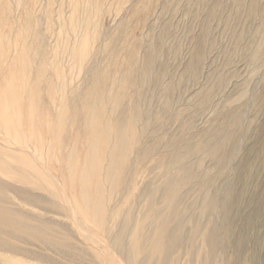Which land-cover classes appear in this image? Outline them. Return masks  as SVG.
<instances>
[{
    "label": "rangeland",
    "instance_id": "374dc122",
    "mask_svg": "<svg viewBox=\"0 0 264 264\" xmlns=\"http://www.w3.org/2000/svg\"><path fill=\"white\" fill-rule=\"evenodd\" d=\"M262 15L264 0H0V110L11 116L20 107L22 129L6 132L0 122V204L28 212L56 243L0 232L19 252L0 249V264H264ZM84 40L77 64L68 50ZM147 49L154 64L141 88L135 80ZM128 66L126 118L140 109L149 115L126 126L136 145L118 183L109 186L105 163L99 166L106 209L99 219L82 206L79 177L91 142L105 140L75 118L84 96L73 98L72 90L88 93L94 77L116 90ZM104 111L114 138L117 113ZM11 154L26 168L34 163L46 183L30 171L34 179L21 180L8 165ZM17 188L42 200L26 204Z\"/></svg>",
    "mask_w": 264,
    "mask_h": 264
},
{
    "label": "bare ground",
    "instance_id": "6f19581e",
    "mask_svg": "<svg viewBox=\"0 0 264 264\" xmlns=\"http://www.w3.org/2000/svg\"><path fill=\"white\" fill-rule=\"evenodd\" d=\"M257 4V0H252V5L256 6ZM258 35H259V39L260 43L258 44L259 46H262V44H264V15H262L261 17V22L258 26ZM201 40V39H200ZM198 40L197 45H196V49H195V54H194V60L196 62L201 61V59L203 58V52H202V47H201V41ZM88 41L84 40L82 41L78 47L76 48H71L69 51V54L71 56H73L74 61L78 64L79 61L83 58V55L86 54L87 50H88ZM260 47H257L256 50L253 53V56L256 59H260ZM23 55V53H21ZM24 56V55H23ZM260 57V58H259ZM19 60V59H17ZM25 60V59H24ZM14 61V60H13ZM73 61V62H74ZM52 63V62H51ZM154 64V60L152 57V53L151 51H148V49L145 51L144 55H143V61H142V66L140 69V78H138V80L136 83H139L140 87L142 88L148 81L150 78V70L153 67ZM27 72V71H26ZM25 72V74H26ZM133 72V68L131 66H128L126 68V70H123L120 74V79H118L117 89L116 90H111L108 88H105L106 85V80L104 81H99V80H95V77L91 79V83H93L92 86H90L88 88V93H83V90L81 88H75L72 90V94L73 98L75 96H80L83 95L84 97L81 98L80 100V106L77 107L76 112L74 113L75 118L76 119H81V123L83 122V130L86 133L89 134H95V137L97 139L99 138H103L105 141H102L100 143L98 142H91L92 147L89 150V152H87L84 156V160L86 164V169L84 168L82 170L81 175L79 177V181H80V189L83 191V193L85 194L84 199L82 201V206L83 208L86 210V212L91 215V216H96V217H100L103 219L105 213H106V209L104 206V197H102V190H101V186H100V179H98L99 177V166L100 164L102 165V163H105V179H107L110 183L109 186H111L112 183L117 184L118 183V179L120 178L119 175L120 173L123 171L124 167L126 168V163H127V155H128V151L130 149V147L133 145L132 142V134L126 129V126L128 123H130V121L132 123H136L135 120H137L140 116L142 117H147V115H149V112H145L143 113V109H140L137 114H134L132 116H130V121L127 120L126 115H127V108L123 106V99L122 96L125 93V90L127 88H130L132 81H131V75ZM197 68H195V74L197 73ZM24 74V76H25ZM162 74V72L160 71L158 76H160ZM23 76V78H24ZM11 81V80H10ZM17 81V80H15ZM23 81V79H22ZM12 83V82H11ZM114 84V83H113ZM116 86V84H115ZM114 86V87H115ZM51 87V86H50ZM110 87V86H109ZM105 88V92L103 91V89ZM112 88V86L110 87ZM51 91V90H50ZM85 91V90H84ZM61 92V91H60ZM127 93V92H126ZM61 95V94H60ZM64 95V94H63ZM62 96V95H61ZM126 96V95H125ZM60 97V96H59ZM72 97V96H71ZM61 98V97H60ZM136 98L139 99L138 94L136 95ZM206 99V98H205ZM204 99V100H205ZM72 102V101H71ZM18 103V101H17ZM73 103V102H72ZM125 104V103H124ZM74 105V104H73ZM127 105V104H126ZM167 106H169V101L167 100ZM166 105H163V107L165 108V110L168 108ZM72 106V105H71ZM110 108L112 110H114V112L116 111V119L114 122V126L116 128V135L114 138H112V132L111 129L108 125H105V109L106 108ZM137 107V106H136ZM162 107V108H163ZM62 108V107H61ZM73 108V107H72ZM141 108V107H140ZM135 109V108H134ZM0 122L3 123V128L5 129L6 132L9 131H15L17 133H19L22 129H21V124L18 122V116L21 113V109L20 107L13 110V112L10 114L6 113V109L4 108V106L2 105L1 110H0ZM6 111V112H4ZM62 111V110H60ZM111 113H113L111 111ZM11 117H9V116ZM64 115V114H63ZM112 115V114H111ZM63 117V116H62ZM10 118V119H9ZM15 118V119H14ZM29 119V118H28ZM62 120V119H61ZM75 120V119H74ZM49 121V120H48ZM59 122V121H58ZM69 122V121H68ZM67 123V122H66ZM182 123V122H181ZM135 125V124H134ZM62 126V125H61ZM75 126V125H74ZM82 126V124H81ZM135 127V126H134ZM81 129V128H80ZM110 129V130H109ZM79 130V129H78ZM66 132V131H65ZM71 134V132H70ZM80 134V132H79ZM78 134V136H79ZM71 136V135H70ZM82 136V134H80V137ZM86 136V135H85ZM110 136H111V144L110 145ZM31 137V136H30ZM37 137V136H36ZM72 137V136H71ZM84 137V136H83ZM87 137V136H86ZM33 137H31L32 139ZM39 138V137H38ZM43 139V138H42ZM78 139V137H77ZM80 139V138H79ZM79 139L77 141H79ZM83 139V138H82ZM74 140V139H73ZM70 142V141H69ZM72 142V141H71ZM88 142V140H87ZM176 140L172 139L169 141V143L173 146L175 144ZM78 143V142H77ZM76 144V143H75ZM136 145V141L135 144ZM133 145V146H134ZM169 145V144H168ZM177 145V144H176ZM206 145V144H205ZM152 146V145H151ZM175 146V145H174ZM37 147V146H36ZM63 147V146H62ZM65 147V146H64ZM86 147V146H85ZM38 148V147H37ZM67 148V147H66ZM152 148V147H151ZM141 149V148H140ZM147 149V148H146ZM190 149V148H189ZM51 150V149H50ZM67 150V149H66ZM85 150V149H84ZM83 150V151H84ZM186 150V149H185ZM54 151V150H53ZM131 151V150H130ZM140 151V150H139ZM142 151V150H141ZM190 152V151H189ZM220 152V151H219ZM225 152V151H224ZM58 153L60 154V152L58 151ZM64 153V152H63ZM139 153V152H138ZM227 153V152H226ZM50 155L52 153H49ZM58 154V156H59ZM131 154V153H129ZM172 157L173 159H177V157L179 158V151H173L172 153ZM228 154V153H227ZM57 155V154H55ZM76 155V154H75ZM11 158L13 159V162H9L6 160V162L8 163V165L14 167V173H19L21 176V180L23 178H26V176H28V178L31 179L32 176H38L37 180L39 179V181L41 179H44L46 177L43 176L42 172H40V170H37L36 168L33 167L34 163H32L31 161L26 162L29 166L27 167L28 170H25L24 168H26L25 166V161L23 163V159L22 157L18 156V155H10ZM62 156V155H61ZM67 156V155H66ZM106 157V160H101L102 157ZM130 156V155H129ZM224 156V154L222 155ZM227 156V155H226ZM57 157V156H55ZM188 157V156H187ZM38 158V157H37ZM59 158V157H58ZM69 163L73 162L74 157L73 154H69L67 156ZM167 158V156H166ZM219 158V157H218ZM217 158V159H218ZM226 158V157H225ZM224 159V158H223ZM40 160V159H39ZM67 160V159H66ZM220 160V159H219ZM0 161H4L0 159ZM41 161V160H40ZM77 161V160H76ZM175 161L173 165H175ZM56 162V161H55ZM59 162V161H58ZM217 162V161H216ZM219 162V161H218ZM3 163V162H2ZM6 163V164H7ZM13 163V164H12ZM24 165V168L23 165ZM169 163V162H167ZM5 164V163H3ZM12 164V165H11ZM18 164L22 167L20 168L18 166ZM76 164V163H75ZM82 164V162H81ZM220 164V163H219ZM222 164V163H221ZM220 164V166H221ZM168 165V164H167ZM84 166V165H83ZM88 166V167H87ZM169 168H171L169 165L167 166ZM166 167V168H167ZM26 168V169H27ZM30 168V170H29ZM80 168V167H79ZM78 168V170H79ZM175 168V166H174ZM67 170V169H66ZM33 174L31 176V174ZM72 171V168H69L68 172ZM74 171V169H73ZM125 171V170H124ZM184 171V170H183ZM167 172V171H166ZM165 172V173H166ZM47 173V172H46ZM79 173V172H78ZM125 173V172H124ZM65 175V174H64ZM69 175V173H68ZM78 175V174H77ZM98 175V176H97ZM124 176V174H123ZM33 178V177H32ZM33 178V179H34ZM50 178V177H49ZM65 178V177H64ZM28 179V180H30ZM32 179V180H33ZM77 179V177H76ZM169 179V178H168ZM208 179V178H207ZM20 180V181H21ZM36 180V178L34 179ZM36 180V181H37ZM69 180V179H68ZM33 181V182H36ZM38 181V182H39ZM42 181V180H41ZM42 181V183H43ZM54 181V180H53ZM31 182V181H30ZM45 182V181H44ZM48 182V181H47ZM56 182V181H55ZM26 183V182H24ZM46 183V182H45ZM107 183V185L109 184ZM120 183V182H119ZM145 183V182H144ZM0 184L2 186H5L4 183L0 182ZM9 184V183H8ZM35 183H33V187L36 188V186H34ZM30 185V184H29ZM38 185V184H36ZM51 185V183H50ZM58 185V184H57ZM31 186V185H30ZM39 186V185H38ZM41 186V185H40ZM61 186V185H60ZM113 186V185H112ZM43 187V186H41ZM45 187V186H44ZM40 188V187H38ZM37 188V189H38ZM46 188V187H45ZM50 188V187H49ZM54 191L53 186L51 187ZM65 188V187H64ZM9 189V188H8ZM48 189V188H47ZM18 193H19V197L20 199L22 198L23 201L26 204H31V205H36V202L38 203V201H41L42 199H40V197L36 194H32L29 195L26 190H22L20 188H17ZM29 190V189H28ZM115 190V189H114ZM15 191V190H14ZM13 191V192H14ZM51 191V193H52ZM80 191V190H79ZM113 191V190H112ZM16 192V191H15ZM62 192V191H61ZM69 192V191H68ZM153 192V191H152ZM54 193V192H53ZM56 195V194H55ZM58 196V195H56ZM71 197V196H70ZM66 198V197H65ZM1 200V199H0ZM76 201V200H75ZM233 201V200H232ZM54 202V201H53ZM64 202V201H63ZM67 202V200H66ZM57 203V202H56ZM55 203V205H56ZM138 203V202H137ZM231 203V202H230ZM68 204V203H67ZM39 206V205H38ZM232 205L229 206V208H231ZM161 208V207H160ZM226 209V208H225ZM80 210V209H79ZM75 212V211H74ZM132 213V212H131ZM227 213V212H226ZM30 214L28 212H26L23 209H18V208H13L10 207L8 205H4V204H0V232L6 234L7 236H13V234L16 232H21L22 234H25L24 237L26 236H32L37 238V240H39L40 242L42 241L43 243H47L49 245H52L53 242L51 243L48 239L50 238H46L45 235L42 234V228L39 227L38 225H35L33 223L30 222ZM34 215V214H33ZM76 215V214H75ZM226 216V215H225ZM128 219V218H127ZM180 219V218H179ZM98 220V219H97ZM128 222V221H127ZM44 223V222H43ZM120 224V223H119ZM126 225V224H125ZM123 226V225H121ZM125 228V227H124ZM120 230V228H119ZM117 230V231H119ZM123 230V227H122ZM130 230V229H129ZM121 231V230H120ZM172 232V231H171ZM120 233V232H118ZM117 233V234H118ZM152 233V232H151ZM122 235V234H121ZM117 236V235H116ZM21 237V236H20ZM23 238V237H22ZM51 239V238H50ZM120 239V238H119ZM119 239H118V243H119ZM24 241V240H23ZM116 241V240H114ZM154 246H156V243L158 241V237L157 239H154ZM62 243V242H61ZM56 244V243H55ZM55 244H53L55 246ZM117 244V243H116ZM166 245V244H164ZM168 245V244H167ZM50 247V246H49ZM72 247V246H71ZM0 249H6L5 251H9L14 253V255L19 252H17V248L16 246L11 242L8 241H4L0 238ZM152 249L153 246H152ZM167 249H169V246L167 247ZM152 252V251H151ZM164 252V251H163ZM167 252V251H165ZM164 252V253H165ZM23 253V252H22ZM11 254V253H10ZM167 254V253H166ZM25 255V254H24ZM17 257V255H15ZM14 256V257H15ZM19 256V255H18ZM13 257V256H12ZM7 259V258H6ZM9 259V258H8ZM22 260V259H20ZM8 262L11 261V263L13 264H27L25 263L26 260H24L25 262L22 261H17L15 259L11 260H6Z\"/></svg>",
    "mask_w": 264,
    "mask_h": 264
}]
</instances>
